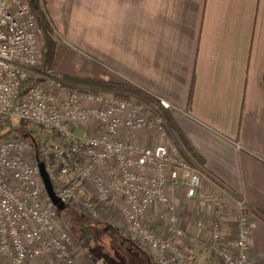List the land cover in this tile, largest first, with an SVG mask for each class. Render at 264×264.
I'll use <instances>...</instances> for the list:
<instances>
[{"label": "crops", "instance_id": "0c3cea01", "mask_svg": "<svg viewBox=\"0 0 264 264\" xmlns=\"http://www.w3.org/2000/svg\"><path fill=\"white\" fill-rule=\"evenodd\" d=\"M43 6L56 40L51 71L132 84L163 98L204 159L208 177L197 193L188 198L177 190L173 197L177 224L197 242L170 232L158 204L146 210V222L197 249L195 264H221L200 240L218 222L221 242L231 247L242 198L250 208L248 264H264V0H45ZM135 134L134 141L144 137ZM74 250V264H94ZM147 259L153 262L150 253ZM45 264L65 263L47 257Z\"/></svg>", "mask_w": 264, "mask_h": 264}, {"label": "built area", "instance_id": "2783aa9c", "mask_svg": "<svg viewBox=\"0 0 264 264\" xmlns=\"http://www.w3.org/2000/svg\"><path fill=\"white\" fill-rule=\"evenodd\" d=\"M36 15L29 0H0V115L37 127L38 147L59 202L90 217L118 207L127 231L155 264H195L188 249L160 236L145 220L158 204L168 228L197 240L176 221L173 197L191 198L208 177L169 129L160 107L135 95L73 85L41 63ZM134 133L143 139L134 141ZM30 143L0 139V264H45L50 257L74 264L70 231L47 195ZM32 157H31V156ZM234 241L221 242L218 222L209 242L200 240L221 264H248L250 208L237 199Z\"/></svg>", "mask_w": 264, "mask_h": 264}, {"label": "trees", "instance_id": "16d2710c", "mask_svg": "<svg viewBox=\"0 0 264 264\" xmlns=\"http://www.w3.org/2000/svg\"><path fill=\"white\" fill-rule=\"evenodd\" d=\"M30 1V8L32 12L36 15L37 23H38V35L42 41V47H41V63L36 67L37 70H50L54 57L56 55V40H55V32L54 28L46 15V12L44 10V2L45 0H29ZM63 79L67 81L70 84L73 85H86L90 86L96 89H110L115 92L117 96L126 97L128 95H135L143 100H146L148 102H156V98L151 95L149 92L139 88L136 85L132 84H125L122 82H113V81H107V80H100V79H94V78H87V77H81V76H75L70 74H64L62 75ZM160 112L166 119L167 125L169 129L172 131L174 137L176 140L181 144L187 155L200 167L204 168V159L203 157L198 153V151L195 149V147L192 145V143L189 141L185 133L182 131V129L179 127V125L174 120L171 112L169 109L160 107ZM17 137L21 139L27 140L31 147H32V154L36 161L43 160L41 152L38 147L39 143V135L34 132V130L29 129L28 127L15 124L13 120L9 117L0 115V139L7 138V137ZM67 206V205H66ZM72 207L74 214L77 215H84L85 213L79 211L77 208L69 205ZM87 215V214H85ZM88 216V215H87ZM88 219L93 221L95 223V220L91 219V217L88 216ZM90 221V222H91ZM96 222H98L96 220ZM86 224V222H85ZM83 225V226H82ZM87 225V224H86ZM82 226V227H80ZM88 227V226H87ZM78 229L82 232H85L86 227L84 226V223L78 226ZM86 235H89V231L85 232ZM83 237V238H82ZM86 236L84 234L80 237V239H84ZM131 241V240H130ZM132 245L137 248L141 249L144 253L147 254L149 257V252L139 246L137 242L134 240L131 241ZM148 262L150 264H155L154 262Z\"/></svg>", "mask_w": 264, "mask_h": 264}, {"label": "rangeland", "instance_id": "374dc122", "mask_svg": "<svg viewBox=\"0 0 264 264\" xmlns=\"http://www.w3.org/2000/svg\"><path fill=\"white\" fill-rule=\"evenodd\" d=\"M41 44L42 41L40 39V45ZM79 86L85 85L81 84ZM12 120L15 124L28 127L29 129L34 130V132L36 131V133H38L37 127H35L31 123L26 122L25 120L17 118H13ZM31 155L33 156V154ZM71 208L72 207H70L69 205L64 206L63 209H58V213L60 217L64 220L70 231L71 248L74 252V258L76 257V252L74 250V248L76 247L81 252L83 251L85 256H87L94 264H146L145 262L148 261V256L146 253L141 251V249H137L132 245L131 241L134 240L133 236L127 231V224L124 218H122L119 214L116 213V210L118 209L117 206L112 209L103 210L100 217H91V219L95 220V223L89 220L88 216L85 214H74L72 210L73 208ZM96 220L98 222H96ZM85 222L87 225L85 224ZM83 223L86 227L85 232L89 231V235H86L85 232H82L78 229V226ZM153 229L160 236L164 237L158 230L155 229V227ZM83 234L84 236H86V238L81 240L80 237ZM209 238L210 236L206 237L205 240L201 239V241L209 242ZM188 251L191 253L192 256H196L194 258L198 257L199 253L197 249H188ZM206 251L208 252V254H211L209 249H206Z\"/></svg>", "mask_w": 264, "mask_h": 264}, {"label": "water", "instance_id": "95a60500", "mask_svg": "<svg viewBox=\"0 0 264 264\" xmlns=\"http://www.w3.org/2000/svg\"><path fill=\"white\" fill-rule=\"evenodd\" d=\"M37 165H38L40 176H41L42 182L44 184L47 195L50 197V199L53 201V203L55 204V206L58 209H63L64 205L61 202H59V199L56 196L52 182H51L49 175H48V172L46 170L44 161L43 160L38 161Z\"/></svg>", "mask_w": 264, "mask_h": 264}]
</instances>
